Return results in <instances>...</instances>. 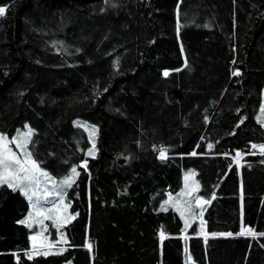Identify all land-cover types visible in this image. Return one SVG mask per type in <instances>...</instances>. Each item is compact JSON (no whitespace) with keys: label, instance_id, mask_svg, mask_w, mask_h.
Masks as SVG:
<instances>
[{"label":"trees","instance_id":"obj_1","mask_svg":"<svg viewBox=\"0 0 264 264\" xmlns=\"http://www.w3.org/2000/svg\"><path fill=\"white\" fill-rule=\"evenodd\" d=\"M0 7V133L28 123L39 166L80 173L65 251L31 260L35 230L19 223L28 200L0 186V264H264V236L238 235L242 225L264 233V155L251 147L264 144V0ZM83 121L96 127L94 156ZM188 169L211 200L206 242L196 222L186 231L178 211L161 208Z\"/></svg>","mask_w":264,"mask_h":264},{"label":"snow or ice","instance_id":"obj_2","mask_svg":"<svg viewBox=\"0 0 264 264\" xmlns=\"http://www.w3.org/2000/svg\"><path fill=\"white\" fill-rule=\"evenodd\" d=\"M179 7V5H178ZM6 12L5 7H0V17L4 16ZM177 16L179 17V12H177ZM182 25L179 23V19L177 22L176 30L177 32L180 31ZM235 63V61H234ZM179 71V69L177 70ZM164 76H168L169 73L165 71ZM233 76H239V70L232 72ZM264 112V107L261 109ZM261 123H264V117L260 118ZM83 127V125H81ZM96 129L93 127L90 130V137L94 136ZM32 135V130L29 129L26 133L18 134L17 137H14L11 141L5 135H0V186H6L9 189H12L14 192L19 191L23 196H25L28 201L31 203V211L28 214V218L25 220L19 221L21 224H26L29 228L34 226V223L40 224L42 226V231L37 232L35 235L31 237L33 242L31 252L28 253V259H33L34 256L40 255H51V254H61L65 249L60 248L58 252L53 253L51 249L56 247V244H52L47 242V240H39V238L43 235L44 232L48 230V226L44 224L45 220L52 221L53 227L59 231V229L63 228L65 224L70 223L72 219H75V216H68L67 211L70 207L69 204L64 203V195L63 189L70 188L75 183V179L79 176V172L77 171L76 167L71 168V173L67 177H65L62 181L57 182L53 180L51 177L48 176L46 172L40 170L39 165L36 163L35 160L32 159V153L28 151V144ZM10 144H15V147L20 150V154L18 155L17 152L13 151V149L9 146ZM209 148L212 145H208ZM253 149H259L260 154L264 155V145H251ZM94 149L95 143H93L92 149H89L88 156H94ZM196 152H192L191 155H196ZM255 154V153H251ZM159 158L161 160H166L167 156V149L161 148L159 150ZM242 158V154L240 152L236 153L235 160L236 163L239 164L240 159ZM264 162V161H262ZM83 168H87V161L85 160L84 163L81 165ZM45 178V183H51L53 186V190H49L47 186L43 189L40 187V179L39 177ZM195 173L190 172L185 177V188H188L187 181L190 178H194ZM195 187L187 190L182 191L179 196H191L192 192L198 191L199 185L198 182H195ZM59 190H56V189ZM50 197H55V201L51 203L50 207H44L41 203L42 201L45 203L49 202ZM175 199V202L173 203ZM212 199H215V194L212 195ZM242 199V197H241ZM211 203V200H205L202 197H197L195 201V207L199 208L200 216H203V205ZM172 204V206L178 211L182 218L185 216V212H188L190 215H195L193 203L191 200H184L181 201L179 198H173L169 196V199L165 201V205ZM162 210H167L165 206L162 205ZM242 212V206H241ZM204 221L201 219V228L203 229ZM188 220L185 219V227H188ZM202 235L205 237V242L207 241V234L201 232ZM161 242L168 237L165 235L163 230L159 233ZM215 235H224V236H231L232 233H220ZM238 235L241 236H252L255 237L257 235L264 236V233H256L252 228L244 227L242 225L240 232ZM39 241V244L37 243ZM66 237L61 233L60 240L56 243H67ZM87 247L89 250L92 248V244L88 243ZM43 249H48V251H43Z\"/></svg>","mask_w":264,"mask_h":264},{"label":"rangeland","instance_id":"obj_3","mask_svg":"<svg viewBox=\"0 0 264 264\" xmlns=\"http://www.w3.org/2000/svg\"><path fill=\"white\" fill-rule=\"evenodd\" d=\"M262 107H264V94H263L262 106H261L260 111H259V113H258V115H257L258 121H259L260 123H261V119H260V118L264 117V112L261 111ZM78 121H80V120H78ZM81 124L85 127V129L87 130L88 134L90 133V130L94 127L93 124L91 125V123L89 124V123H87V122H85V121L81 122ZM261 124L264 126V123H261ZM94 128H96V127H94ZM29 129L32 130V135H31V138H32V136H33V134H34V130L32 129V127H31L28 123H26L22 128H20V129L16 132V134H15L12 138H9V137H8V139L11 141L14 137H17L18 134L26 133ZM0 135H2V134L0 133ZM89 136H90V134H89ZM31 138H30V140H31ZM95 138H96V132H95V135H94V136H91V137H90L91 145H92V146H93V143H95ZM29 144H30V141H29ZM29 144H28V151H30V150H29ZM261 145H264V144H261ZM9 146L13 149V151L17 152L18 155L20 154V150L17 149V148L15 147V144H10ZM92 146H91L90 149H92ZM95 151H96V149H94V153H95ZM241 154H242V153H241ZM235 156H236V155H235ZM234 158H235V157H234ZM244 158H245V155L242 154V158L240 159L239 164H238L239 167H241V166L243 165V162H244L243 160H244ZM32 159H33V158H32ZM33 160H34V159H33ZM234 161L236 162L235 159H234ZM39 168H40L41 171L46 172V173L48 174L49 177H51L53 180H55V181L57 182V185H59V182L62 181L65 177H67V176L70 175V173H71V170H70V172H69L68 174H66V175L56 176V175H53L52 173H50L49 171H47L46 169L42 168L41 166H39ZM190 172L195 173V176H194V178H190V179L187 181L188 188L186 189V188H185V184H186L185 177H186V175H187L188 173H190ZM39 179H40V181H41V183H40V187H41V189H43L45 186H47V187L49 188L50 191L53 190V186H52V184H51V183H47V184H46V183H45V178H44V177L41 176V177H39ZM193 180H194L195 182H198V185H199V181L197 180V177H196V171H195L194 169H188V170L184 171V185H183L182 189L179 190L177 193H171V194H169L165 201H167V200L169 199V196H172L173 198H179L181 201H184V200H191L192 203H193V207H194L195 215L193 216V215H190L188 212H185V216H184V218H182V219H183V221H184V225H185V219L188 220V225H189V226L186 227V231H187V230H188L193 224H195V222H196V223H197V227H198V235H199V236H202V234H201L202 231H203V233H206V231H205V224H206V223H205V221H204V219H203V216H202V217L200 216V210H199V208H196V207H195V201H196V198H197V197H201V196L199 195V189H198V191H194V192H192V195H191V196H179V195H178V194H180L182 191H187V190H190V189L194 188V187H195V184L193 183ZM56 190H59V189L57 188ZM68 191H69V188H64V189H63L64 203L69 204V205L71 206V203H70V201L68 200ZM55 199H56L55 197H50L48 203H45V202H43V201H42L41 203L43 204L44 207H50V206H51V203L54 202ZM27 200H28V199H27ZM165 201L162 203L163 206H165L166 208H174V207L172 206V204L165 205ZM174 202H175V199H174L173 203H174ZM28 203H29V209H28V212L26 213V215L24 216V218H23L22 220L27 219V218H28V214H29V212L31 211V203H30L29 201H28ZM162 205H161V208H162ZM203 208H204V205H203ZM174 209H175V208H174ZM175 210H176V209H175ZM178 213H179V212H178ZM179 214H180V213H179ZM67 215L70 216V217H71V216H74V214H73V213L71 212V210H70V207L68 208ZM201 219L204 221L203 229L201 228ZM44 224L48 226V230H47L46 232L43 233V235L40 237V240H45V239H46L47 242L52 243V244H56V247L53 248V249H51L52 252L57 251V250H59L60 248H64L66 243H59V245H60V246H59V245H57L56 242L60 240L61 233L64 235V237H66V236H65V226H64L63 228L59 229V231H57V229H56L55 227H53V225H52V221L45 220V221H44ZM67 224H68V223H67ZM67 224H65V225H67ZM32 229L35 230V232L32 234V236H33V235H35L37 232H41V231H42V226H41L40 224H36V223H34V226L32 227ZM206 234H207V233H206ZM32 236H31V237H32ZM203 236H204V235H203ZM207 236H208V234H207ZM258 236H259V235L255 236V237H258ZM52 237H55V238L53 239ZM66 239H67V238H66ZM30 241H31V244H33L31 238H30ZM37 243L39 244V241H38ZM31 249H32V246H31ZM43 251H48V249H43ZM30 252H31V250H30L28 253H30Z\"/></svg>","mask_w":264,"mask_h":264},{"label":"bare ground","instance_id":"obj_4","mask_svg":"<svg viewBox=\"0 0 264 264\" xmlns=\"http://www.w3.org/2000/svg\"><path fill=\"white\" fill-rule=\"evenodd\" d=\"M39 240H40V238H39Z\"/></svg>","mask_w":264,"mask_h":264}]
</instances>
